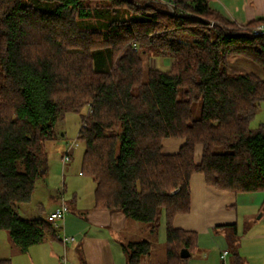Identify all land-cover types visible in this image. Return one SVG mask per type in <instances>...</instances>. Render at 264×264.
I'll list each match as a JSON object with an SVG mask.
<instances>
[{"label":"trees","instance_id":"obj_1","mask_svg":"<svg viewBox=\"0 0 264 264\" xmlns=\"http://www.w3.org/2000/svg\"><path fill=\"white\" fill-rule=\"evenodd\" d=\"M148 1L0 0V230L23 252L58 235L48 219L20 216L17 204L32 199L48 169L45 144L57 138V122L84 108L78 139L94 206L155 235L164 220L167 264H187L181 249L198 248L196 232L173 225L191 209L194 173L221 190L264 193V123L251 126L264 77L228 70L229 57L240 55L264 72V37L253 34L260 21L239 25L210 0H172L174 13ZM91 18L100 25L79 26ZM154 52L167 69L150 66L144 56ZM166 138L184 142L166 153ZM231 225L238 235L236 223L220 227ZM153 247L122 245L128 264ZM233 262L245 264L238 249Z\"/></svg>","mask_w":264,"mask_h":264},{"label":"crops","instance_id":"obj_2","mask_svg":"<svg viewBox=\"0 0 264 264\" xmlns=\"http://www.w3.org/2000/svg\"><path fill=\"white\" fill-rule=\"evenodd\" d=\"M210 6L226 19L239 25L258 21L264 23V0H210ZM230 57L233 59H230L229 62L234 60L235 66L251 65L249 61L252 60L244 56L232 55ZM155 62L157 64L158 60L156 59ZM252 67L256 68L254 65ZM247 72L251 71L248 70ZM257 73L264 77L262 69ZM183 142L184 140L180 138H166L163 141L164 151L166 153L177 152ZM201 155L202 147L198 145L196 148L197 162H200ZM47 172L48 169L40 178L44 180ZM63 201L66 202L64 196L63 198H54L49 210H45L44 206L41 205L42 213L38 214L36 218H46ZM263 202V192L237 194L228 190H221L209 185L202 173H194L191 177V209L187 213L177 214L173 220V225L176 228L196 232L199 246L202 237L214 232L215 228L220 225L236 223L239 232V222L242 215L248 216L249 220H252V214L239 213V207L243 205L248 208L254 206L257 212L262 211L254 226L259 225V232L255 231L249 234V236L244 237V240L245 238H264ZM73 203H77V195L74 196ZM91 205L88 208L75 209L72 214L69 213L64 224L58 229L57 237L47 235L43 242L30 247L26 252L14 244L6 230H0V259H10L11 264H128L122 245L126 243L128 235H132L134 231L141 229V225L133 223L132 219L127 218L120 211L98 209L94 206L95 201ZM68 207L70 212V206L68 205ZM246 222L243 220L242 224L244 225ZM64 233L74 236L75 239L64 242L61 238ZM221 254L222 252L220 253L222 258ZM244 255L241 254L245 259V264H258L256 260L249 263L247 261L249 254Z\"/></svg>","mask_w":264,"mask_h":264},{"label":"rangeland","instance_id":"obj_3","mask_svg":"<svg viewBox=\"0 0 264 264\" xmlns=\"http://www.w3.org/2000/svg\"><path fill=\"white\" fill-rule=\"evenodd\" d=\"M133 1H138L140 5H142L143 1L149 2L148 0ZM100 21L97 18L84 21L79 20V26L84 28L87 26V23H92L94 27H97L100 25ZM214 22L213 20L212 24ZM161 56L163 54L154 52L144 57H147L151 67L167 69L168 63ZM156 59L158 60L157 64L155 62ZM230 59L233 58L229 57ZM249 63L251 65L243 64V67H240L235 66L233 60L229 62L228 70L230 73H245L248 70L261 71L260 67L254 64V62L249 61ZM252 65L256 68L254 69ZM200 107L201 105L199 103L194 106L196 115L199 114ZM87 111L88 109L84 108L81 112H68L57 122V138L49 140L45 144L46 156L48 157L47 176H45L44 180L40 178L37 181L32 199L29 202L17 204V213L23 218H36L38 214L42 213L41 205L44 206L45 210H49L53 199L56 197L63 198L64 196V199L70 206V212L67 215L69 213L72 214V211L80 207L88 208L95 201V183L92 177L81 173L85 143L78 139V133L82 126V116ZM262 123H264V101L261 103L251 126L256 128ZM68 153L71 159L64 163L63 158ZM76 195L77 203L75 204L73 203V199ZM239 209V213H251L252 220H249L248 216L245 217L242 215V219L239 222L238 235L235 234V227L232 225L228 227H216L214 232L202 237L197 250L187 259V264H232L235 249H238L243 255L249 254L247 257L249 263L255 262L256 260L258 264H264V238L255 237L245 238L244 240V237L249 236V234L255 231L259 232V225L254 226L256 219H258L262 211L257 212L254 206L248 208L245 205L240 206ZM243 220L247 221L244 225L242 224ZM133 223L141 225V229L134 231L132 235H128L125 242L149 240L154 244L152 252L144 256L139 264H167L166 228L164 220H162L158 235L150 232L141 222L133 220ZM60 245L64 246L63 244ZM224 250L228 254L225 258H221L220 253ZM258 254L260 256H257Z\"/></svg>","mask_w":264,"mask_h":264},{"label":"built area","instance_id":"obj_4","mask_svg":"<svg viewBox=\"0 0 264 264\" xmlns=\"http://www.w3.org/2000/svg\"><path fill=\"white\" fill-rule=\"evenodd\" d=\"M155 1L166 4L171 13L175 12V3L172 0H155ZM253 34L258 37H264V23L257 24L253 29ZM69 160H70V155L68 153L64 156L63 161L64 163H66ZM68 212H69L68 204L63 201L58 208H56L54 211L50 212L47 215L46 219L51 221L54 227L60 229L61 226L64 224ZM61 238L64 242H70L75 239L74 236L66 235L65 233L61 235ZM227 254H228L227 251H223L221 254L222 258H225Z\"/></svg>","mask_w":264,"mask_h":264},{"label":"water","instance_id":"obj_5","mask_svg":"<svg viewBox=\"0 0 264 264\" xmlns=\"http://www.w3.org/2000/svg\"><path fill=\"white\" fill-rule=\"evenodd\" d=\"M179 191H180V187L175 189L174 191H172V194H175V193H177ZM191 254L192 253H191V251L189 249H187V248H182L181 249L180 255H181L182 258H189L191 256Z\"/></svg>","mask_w":264,"mask_h":264}]
</instances>
